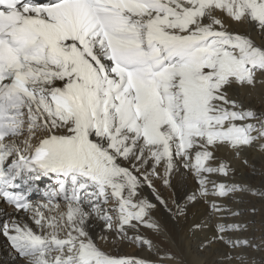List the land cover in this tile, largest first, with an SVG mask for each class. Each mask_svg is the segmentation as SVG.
I'll return each instance as SVG.
<instances>
[{
    "label": "snow or ice",
    "instance_id": "1",
    "mask_svg": "<svg viewBox=\"0 0 264 264\" xmlns=\"http://www.w3.org/2000/svg\"><path fill=\"white\" fill-rule=\"evenodd\" d=\"M249 154L264 0H0V234L21 264H264ZM177 176L183 203L156 189Z\"/></svg>",
    "mask_w": 264,
    "mask_h": 264
},
{
    "label": "bare ground",
    "instance_id": "2",
    "mask_svg": "<svg viewBox=\"0 0 264 264\" xmlns=\"http://www.w3.org/2000/svg\"><path fill=\"white\" fill-rule=\"evenodd\" d=\"M250 163L255 164L256 171L254 172L252 168L241 169V174L250 183L259 187L261 183L260 172L264 169V161H261L255 154H249L248 156ZM238 179L240 175L238 174ZM156 189L159 191L160 195L165 199H171L175 197L179 202L183 203L184 198L190 194L196 187L195 181L192 180L190 176L185 177H175L173 180L174 188L169 189L164 187L160 181H155ZM144 195L155 202L151 190H145ZM259 207V204H257ZM165 214L161 210L157 216L162 218ZM259 221V217H257ZM259 228V223L256 225ZM147 235H151L149 232H145ZM107 250H111L110 248ZM114 255H124V256H144L145 252L138 249L136 246L122 245L118 251H113ZM183 255L185 259L189 261H194L201 258V254L196 249V241L192 240L190 245L184 248ZM0 264H21L20 258L16 254L15 250L12 248L10 241L2 234H0Z\"/></svg>",
    "mask_w": 264,
    "mask_h": 264
}]
</instances>
